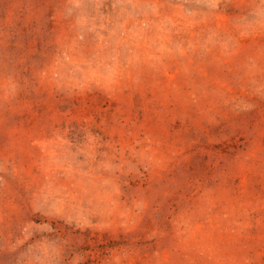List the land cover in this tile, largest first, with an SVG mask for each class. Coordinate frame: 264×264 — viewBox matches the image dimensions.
Segmentation results:
<instances>
[{
	"label": "rangeland",
	"instance_id": "obj_1",
	"mask_svg": "<svg viewBox=\"0 0 264 264\" xmlns=\"http://www.w3.org/2000/svg\"><path fill=\"white\" fill-rule=\"evenodd\" d=\"M0 264H264V0H0Z\"/></svg>",
	"mask_w": 264,
	"mask_h": 264
}]
</instances>
